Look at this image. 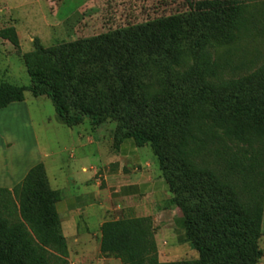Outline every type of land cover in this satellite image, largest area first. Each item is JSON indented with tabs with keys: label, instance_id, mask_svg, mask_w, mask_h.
Instances as JSON below:
<instances>
[{
	"label": "trees",
	"instance_id": "1",
	"mask_svg": "<svg viewBox=\"0 0 264 264\" xmlns=\"http://www.w3.org/2000/svg\"><path fill=\"white\" fill-rule=\"evenodd\" d=\"M140 3L142 25L50 49L36 38L34 51L25 55L32 86L1 83L0 109L23 103L29 92L50 99L69 128L86 119L95 128L115 122V147L132 139L151 148L199 258L160 262L150 217L104 223L101 256L121 264H258L264 58L255 69L256 62L246 61L233 67L214 51L225 47L232 54L264 39V4L193 7L167 17L147 0ZM0 39L21 52L14 27L0 30ZM152 79L155 95L147 84ZM59 200L43 164L13 190L0 188V264H70Z\"/></svg>",
	"mask_w": 264,
	"mask_h": 264
},
{
	"label": "rangeland",
	"instance_id": "2",
	"mask_svg": "<svg viewBox=\"0 0 264 264\" xmlns=\"http://www.w3.org/2000/svg\"><path fill=\"white\" fill-rule=\"evenodd\" d=\"M147 4L152 9H156L158 15L169 17L176 10L189 11L196 7V9L209 11L264 4V0H147ZM145 22L140 0H0V30L14 27L21 46V52H18L10 42L0 39V84L32 86V77L25 55L34 51L36 38L40 40L42 47L50 49L79 44L117 30L139 26ZM234 52L231 54L225 47H217L214 51L216 56L223 57L224 60L228 59L233 67L246 61L248 64L256 62V66L253 67L255 69L263 63L264 39L259 38L253 43H244ZM147 84L151 87L153 95L159 93L154 79L149 80ZM134 96L137 95L134 94ZM136 111L133 110L131 114L135 116ZM26 117H30L33 122L35 130L33 131L38 136L42 153L51 154L59 152L63 147H72L68 143L70 130L60 122L51 100L46 97L34 98L29 92H26L23 103H16L11 108L0 110V129H5V133L0 137L4 135V140H13L12 142L16 143L20 150L21 148L25 150L27 147L32 150V143H29L32 130L25 120ZM85 122L87 125L91 124L89 119ZM115 128L116 123L110 122L103 129L107 133ZM1 147L3 146L0 142V166L3 165L1 162L5 157ZM148 149L155 161V166L159 167L149 146ZM69 155V153L66 154V156ZM61 158L66 159L64 155ZM158 203L164 211H171L169 218L160 216L156 222L153 221L159 236L157 245L160 262L198 260V253L186 240L182 228L175 223L173 209L177 207L173 203V196L160 200ZM149 205L153 204L150 202ZM151 208L150 213H153ZM179 213L182 215L181 211ZM132 216L134 214L124 213L120 219ZM258 244L262 252V259L258 264H264V219ZM113 264L121 263L117 261Z\"/></svg>",
	"mask_w": 264,
	"mask_h": 264
},
{
	"label": "crops",
	"instance_id": "3",
	"mask_svg": "<svg viewBox=\"0 0 264 264\" xmlns=\"http://www.w3.org/2000/svg\"><path fill=\"white\" fill-rule=\"evenodd\" d=\"M25 120L32 130L29 142L32 150L27 147L21 151L13 140H4V135L0 137L5 156L0 166V188L13 190L33 167L43 164L51 190L60 197L56 213L66 239L70 264L119 261L101 256V226L119 220L124 213L134 214L133 218L152 217L154 222L160 216H171V211H164L158 203L172 195L148 146L140 148L128 139L115 147V130L106 133L103 129L106 124L95 128L84 121L69 128L60 121L70 130L68 143L72 147H63L51 154L42 153L32 120L30 117ZM4 130L0 129V135ZM67 153L70 155L66 156ZM63 155L66 159L61 158ZM179 212L178 208L173 209L175 223L181 228ZM182 232L185 234L184 229ZM158 240L156 235V242Z\"/></svg>",
	"mask_w": 264,
	"mask_h": 264
}]
</instances>
